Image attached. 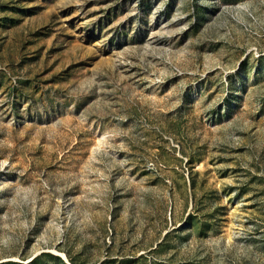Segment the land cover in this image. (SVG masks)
Returning <instances> with one entry per match:
<instances>
[{
	"label": "rangeland",
	"instance_id": "rangeland-1",
	"mask_svg": "<svg viewBox=\"0 0 264 264\" xmlns=\"http://www.w3.org/2000/svg\"><path fill=\"white\" fill-rule=\"evenodd\" d=\"M0 264H264V0H0Z\"/></svg>",
	"mask_w": 264,
	"mask_h": 264
}]
</instances>
